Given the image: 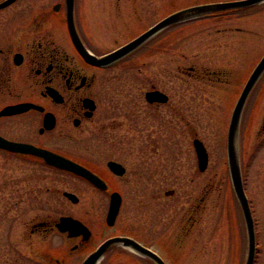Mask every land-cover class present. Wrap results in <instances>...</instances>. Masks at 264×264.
Wrapping results in <instances>:
<instances>
[{"label": "flooded vegetation", "instance_id": "af4514ba", "mask_svg": "<svg viewBox=\"0 0 264 264\" xmlns=\"http://www.w3.org/2000/svg\"><path fill=\"white\" fill-rule=\"evenodd\" d=\"M5 1L0 0V3ZM223 1L230 0H194L184 7ZM139 9L137 4L136 18H132L130 12L129 17L122 20L131 36L108 50L94 46L92 30L79 0H74L72 8L74 28L89 54L100 58L177 10L134 33L133 27L142 25L144 20ZM263 10L264 0L245 7L209 11L180 23L199 21L208 26V23L226 21V25L216 27L217 33H222L223 37H239L236 34H240V38L245 39L252 35L246 26L247 18L260 16ZM154 11L155 8H150L145 15ZM68 21L66 0H12L0 7V136L70 158L95 174L100 184L50 165L40 156L0 147L6 157H18L25 162L19 175L4 178L8 190L0 193V248L15 249L20 243L31 244L36 234L46 242L41 259H50L53 264H69L80 257L77 264H82L89 254L99 249L101 252L94 264H159L149 252L160 256L165 264H173V257L181 255L188 244H198L203 237L205 196L186 205L177 221L176 204L170 201L177 196L176 189L165 190L163 198L160 195V184L171 176L165 168L171 170L173 164L170 144L174 143L171 128L176 103L170 93L146 73L150 57L159 58L160 53L156 52L160 48V33L172 31L180 23L169 25L129 53L103 64L84 56L73 39ZM230 22L234 24H228ZM96 26L99 28L100 24ZM169 56L175 59V53ZM171 69L176 72L175 65ZM252 69L244 77L240 90ZM198 70L194 65L180 69L181 74L186 72L187 78L210 83L230 82L227 72ZM134 73L136 86L129 81ZM174 75L176 78V73ZM155 90L167 98L148 99L147 92ZM247 103L242 116L248 111ZM4 109L11 112L2 114ZM167 131L169 148L166 151ZM85 144L88 148L83 152ZM104 145L106 148H102ZM161 145L164 146L160 151ZM102 151L122 152L125 156L128 152L134 153L137 161L104 159L100 155ZM110 161L121 169H112ZM33 162L75 181L79 191L90 194L89 199H81L77 189L63 190V197L75 206L73 211L58 214L47 210L34 217L31 209ZM195 168L201 173L206 169H199L197 158ZM65 191L73 193L76 200L64 195ZM114 192L118 193L120 203L112 217L109 212ZM184 204L181 202L180 206ZM62 216L78 221L73 234L57 227ZM52 237L61 242L53 246ZM166 254L171 255L166 257ZM243 263L244 259L239 261Z\"/></svg>", "mask_w": 264, "mask_h": 264}, {"label": "rangeland", "instance_id": "374dc122", "mask_svg": "<svg viewBox=\"0 0 264 264\" xmlns=\"http://www.w3.org/2000/svg\"><path fill=\"white\" fill-rule=\"evenodd\" d=\"M192 2L194 0H79L84 18L92 30L94 46L99 50L113 48L131 36L122 25V20L127 19L130 12L133 14L132 18L137 17V4L141 10L140 15L144 14V20L142 25L139 23L133 27L134 33L166 13ZM150 8H155V11L146 16L145 13ZM103 9L107 10L104 12ZM259 15L247 18L246 26L250 28L252 35L245 39H241L240 34H236L239 37H223L222 33H217L216 27L226 25V21L215 25L208 23V26L199 21L177 24L172 31L160 33V48L156 52L160 53L159 58L155 57L154 60L150 57L147 65L146 74L154 77L176 103L171 128L174 131V143L170 144L173 164L171 170L165 168L167 172H171V176L160 184V195L163 198L165 190L176 189L177 196L170 198V201L176 204L174 209L177 210V221L186 205L196 203L202 195L205 196L204 222L201 226L203 237L198 244H188L181 255L173 257V264H239L245 258L246 230L229 178L226 133L240 85L264 51V10ZM96 23L100 24L99 28ZM145 53L152 51L145 50ZM169 53H175L174 60ZM174 65L176 72L171 69ZM190 65L196 66L198 71L219 69L227 72L230 82L210 83L187 78L186 72L181 74L180 69H187ZM129 81L136 86V73ZM120 97L123 98V95ZM165 115L168 119V110ZM196 136L203 141L208 151V164L202 173L195 168L196 153L192 140ZM168 139L167 131L164 144L166 151L169 148ZM239 140L245 191L255 221L254 264H264V73L254 88L248 111L242 119ZM164 145L160 146V151ZM87 148V144L83 145L82 151L85 152ZM100 155L104 159L115 157L137 161L136 155L129 152L125 156L122 152L102 151ZM22 161L18 157H6L0 152V193L8 190L4 178L12 174L19 175L24 170L25 162ZM31 172V209L34 217L47 210L58 214L73 211L75 206L63 197V190L77 189L83 200L90 197L87 192L79 191L75 181L35 162L32 163ZM189 173L192 175L188 176ZM181 202L185 204L180 206ZM51 239L53 246L61 242L57 237ZM45 246L46 242L34 234L31 244L20 243L15 249L1 247L0 264H53L50 259H41ZM170 255L166 254V257ZM81 258L68 263L77 264Z\"/></svg>", "mask_w": 264, "mask_h": 264}, {"label": "water", "instance_id": "95a60500", "mask_svg": "<svg viewBox=\"0 0 264 264\" xmlns=\"http://www.w3.org/2000/svg\"><path fill=\"white\" fill-rule=\"evenodd\" d=\"M10 1L12 0H7L3 3H0V7ZM259 1L261 0H231V1L210 3V4H200V5L189 6L179 9L167 15L166 17L162 18L160 21L155 23L153 26L149 27L145 32L138 35L128 43L101 56L100 58H96L93 55L89 54L90 52L86 50V48L81 43L75 31L73 16H72V8H73L74 0H66V3L68 6V17H69L68 25L71 30L73 39L77 44L78 48L81 50V52L89 61L105 64L114 61L122 57L123 55L129 53L130 51L134 50L142 42H144L149 36L157 33L158 31L164 29L165 27L171 24L178 23L187 19H191L197 16H201L209 11L236 8V7H245L257 3ZM263 72H264V54L253 68L252 72L250 73L246 83L244 84L237 98V101L233 106L228 123L227 135H226V159H227L229 176L235 197L237 199V202L239 204L243 216V220L246 228V234H247V252H246L244 264L253 263L255 257V250H256V240H255L254 220L249 205V201L243 186V178H242L240 155H239V132H240L241 115L246 99L249 93L251 92L253 86L255 85V83L260 78ZM146 97L150 100H156V99L165 100L167 98V96L164 93L158 90L147 92ZM8 112L11 111L4 109L1 113L3 114ZM193 145L197 156L198 167L200 170H204L208 163L207 149L204 143L198 138H194ZM0 147L6 148L11 151L31 153L33 155L40 156L44 159L46 163L50 165L77 173L97 184L100 181L99 178L95 174H93L90 170L78 164L77 162L73 161L72 159L62 156L60 154L53 153L44 149L42 150L30 144L9 141L1 136H0ZM109 165L114 170L121 169L119 168V165L114 161H110ZM64 195H66L72 200H76L75 195L71 192L65 191ZM119 203H120V197L118 193L117 192L112 193V201L109 212V215L111 213L112 217H114L116 212L118 211ZM76 223H78L76 219L70 216H62L60 217V220L57 223V227L61 231H68L69 234L71 235L73 234L72 232L75 229V226L77 225ZM100 252L101 250L99 249L98 251L89 254L83 260L82 264H94ZM149 253L159 264H165L160 256L154 254L153 252H149Z\"/></svg>", "mask_w": 264, "mask_h": 264}]
</instances>
